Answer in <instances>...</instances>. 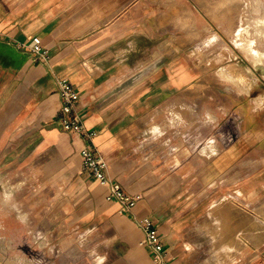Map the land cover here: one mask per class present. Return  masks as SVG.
Listing matches in <instances>:
<instances>
[{
	"label": "crops",
	"instance_id": "1",
	"mask_svg": "<svg viewBox=\"0 0 264 264\" xmlns=\"http://www.w3.org/2000/svg\"><path fill=\"white\" fill-rule=\"evenodd\" d=\"M115 4L0 0L3 171L33 170L54 156L74 172L83 223L110 264H152L136 222L143 217L164 237L167 264H264V177L242 160L254 136L227 142L218 123L209 129V105L195 98L197 71L185 58L156 63L129 54L136 22L112 16L124 10ZM34 36L47 63L34 60ZM62 79L81 92L108 175L139 197L132 214L107 199V185L79 173L85 137L55 123Z\"/></svg>",
	"mask_w": 264,
	"mask_h": 264
},
{
	"label": "rangeland",
	"instance_id": "2",
	"mask_svg": "<svg viewBox=\"0 0 264 264\" xmlns=\"http://www.w3.org/2000/svg\"><path fill=\"white\" fill-rule=\"evenodd\" d=\"M113 1L124 10L112 16L136 22L129 54L156 63L183 57L195 65L193 91L209 105V129L218 123L227 142L252 134L250 154L242 160L264 177V68L251 63L242 49L250 38L244 0ZM257 4L250 16L264 12V0ZM226 64L247 66L252 86L229 79L222 71ZM5 161L0 156V264H110L83 223L84 191L74 172L64 170L54 156L18 172L3 171Z\"/></svg>",
	"mask_w": 264,
	"mask_h": 264
},
{
	"label": "built area",
	"instance_id": "3",
	"mask_svg": "<svg viewBox=\"0 0 264 264\" xmlns=\"http://www.w3.org/2000/svg\"><path fill=\"white\" fill-rule=\"evenodd\" d=\"M31 51L35 61L43 63L49 61V51L37 36L32 37ZM57 92L60 108L55 118L56 125L62 130L85 137L79 173L107 185V199L117 201L121 212L132 214L139 197L129 193L119 180L108 175L107 164L98 154L92 141L95 131L88 129L84 123V116L79 107L81 92L66 79L58 82ZM136 222L144 233L143 244L150 252L152 264H167L168 246L159 228L149 217L137 218Z\"/></svg>",
	"mask_w": 264,
	"mask_h": 264
},
{
	"label": "bare ground",
	"instance_id": "4",
	"mask_svg": "<svg viewBox=\"0 0 264 264\" xmlns=\"http://www.w3.org/2000/svg\"><path fill=\"white\" fill-rule=\"evenodd\" d=\"M258 1L259 0H244L245 8L248 9V27L245 29L248 31L250 38L243 44L242 49L249 60H251V63L253 62L255 66H263L264 68V12L256 17L250 16V9L254 4L258 5ZM218 19H216V21H218ZM219 26H223V24ZM259 39H261L262 42H260ZM222 71H224V74L234 83L244 88H248L253 84L254 77L247 66L242 64H226Z\"/></svg>",
	"mask_w": 264,
	"mask_h": 264
}]
</instances>
